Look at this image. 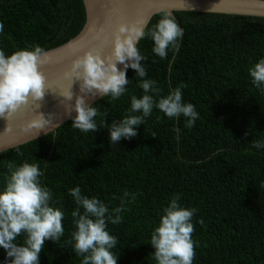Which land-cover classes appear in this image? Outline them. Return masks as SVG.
<instances>
[{"label": "trees", "instance_id": "obj_1", "mask_svg": "<svg viewBox=\"0 0 264 264\" xmlns=\"http://www.w3.org/2000/svg\"><path fill=\"white\" fill-rule=\"evenodd\" d=\"M174 16L184 29L178 53L161 59L147 38L138 48L162 95L186 85L184 100L200 114L193 128L183 117L172 120L154 109L137 137L110 145L106 127L128 113L132 95L144 94L129 69L127 93L93 105L101 113L98 131L81 132L70 120L57 132L0 153V187L9 163H39L42 183L65 212V235L59 244L46 241L40 264H81L67 243L76 207L68 190L76 186L110 208L126 191L135 195L127 198L122 222L109 224L118 239V264H156L151 232L173 194L197 209L193 264H264V149L253 147L264 138V90L248 73L264 58V18L194 11ZM159 19L154 16L146 31ZM86 21L84 0H0V49L11 55L39 46L44 53L73 40ZM5 258L0 249V264Z\"/></svg>", "mask_w": 264, "mask_h": 264}, {"label": "clouds", "instance_id": "obj_2", "mask_svg": "<svg viewBox=\"0 0 264 264\" xmlns=\"http://www.w3.org/2000/svg\"><path fill=\"white\" fill-rule=\"evenodd\" d=\"M3 24H0V34ZM184 36V29L176 17L167 11L160 13V19L146 31L145 22L122 23L115 32L111 54L105 56L87 51L72 64L74 77L81 80V92L93 97H111L118 100L128 91L130 84L128 70L132 69L143 90L142 96L132 95L131 106L122 118L112 120L109 130L110 145L138 136L139 127L155 110L169 119L185 120L186 128H193L200 118L196 106L185 102L180 84L161 94L155 79L148 78L143 61L146 57L138 45L147 38L153 42L152 52L161 59H167L169 51L178 53ZM42 49H20L7 55L0 49V117H10L22 105L42 100L47 89V78L41 70ZM118 65H123L119 67ZM253 85L264 90V58H260L248 69ZM68 100L73 93L63 94ZM86 101L85 95L76 99L71 126L81 132H96L100 126L96 117L100 110ZM71 113V112H70ZM105 124L107 113L104 114ZM54 125V126H53ZM60 124H52L44 114H38L32 127L43 129L47 134ZM179 133V129H174ZM155 136V134H153ZM179 138V136H177ZM264 149V138L253 144ZM3 186L0 187V249L6 253L5 264H40L41 253L46 241L60 243L65 235V212L56 206L52 190L42 183L44 172L39 163L25 160L23 163H9ZM76 207L72 211L73 230L67 241L75 254L82 257L81 264H118L119 256L113 249L118 239L109 231V224H119L126 211L128 197L124 193L118 206L111 207L99 197L83 194L80 186L70 188ZM196 208L182 205L179 194H173L163 208L157 226L152 230L150 244L156 264H193L196 255L192 233ZM199 223L203 224L201 219ZM18 237H23L18 242Z\"/></svg>", "mask_w": 264, "mask_h": 264}, {"label": "water", "instance_id": "obj_3", "mask_svg": "<svg viewBox=\"0 0 264 264\" xmlns=\"http://www.w3.org/2000/svg\"><path fill=\"white\" fill-rule=\"evenodd\" d=\"M84 4L87 21L83 30L66 44L42 53L41 70L47 78L43 99L22 105L10 117H0V153L57 132L76 114L72 109L81 95L90 104L101 99L81 92L82 81L74 77L72 64L87 51L111 54L120 24L142 21L147 29L152 18L164 11L173 15L178 11H194L264 18V0H84ZM68 91L73 93L71 100L63 95ZM41 113L60 126L47 134L43 129L33 128Z\"/></svg>", "mask_w": 264, "mask_h": 264}]
</instances>
